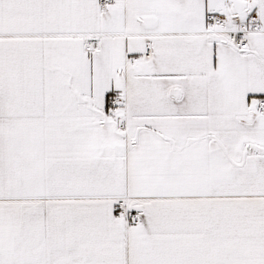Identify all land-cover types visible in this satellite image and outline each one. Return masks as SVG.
I'll return each instance as SVG.
<instances>
[{"label":"snow or ice","instance_id":"1","mask_svg":"<svg viewBox=\"0 0 264 264\" xmlns=\"http://www.w3.org/2000/svg\"><path fill=\"white\" fill-rule=\"evenodd\" d=\"M0 264H264V0H0Z\"/></svg>","mask_w":264,"mask_h":264}]
</instances>
